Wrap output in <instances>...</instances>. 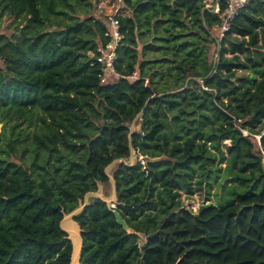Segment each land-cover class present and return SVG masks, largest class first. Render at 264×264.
I'll list each match as a JSON object with an SVG mask.
<instances>
[{
	"label": "trees",
	"instance_id": "obj_1",
	"mask_svg": "<svg viewBox=\"0 0 264 264\" xmlns=\"http://www.w3.org/2000/svg\"><path fill=\"white\" fill-rule=\"evenodd\" d=\"M120 1L131 15L118 17L116 70L138 78L102 86L88 54L107 37L91 3L0 0V19L18 25L0 35V114L10 122L40 110L45 167L51 155L65 159L48 181L0 156V264H69L62 211L97 183L111 197L104 169L115 159L130 164L129 127L148 100L131 136L134 166L109 172L114 208L90 198L74 219L80 264H264V138L259 149L240 131L264 127V0H250L220 36L223 2L215 14L203 0ZM190 78L202 80L157 97ZM145 156L163 160L142 164ZM214 184L230 194L219 206L192 212L180 200L198 193L209 202Z\"/></svg>",
	"mask_w": 264,
	"mask_h": 264
},
{
	"label": "rangeland",
	"instance_id": "obj_2",
	"mask_svg": "<svg viewBox=\"0 0 264 264\" xmlns=\"http://www.w3.org/2000/svg\"><path fill=\"white\" fill-rule=\"evenodd\" d=\"M93 5L92 14L97 17L103 23H107L109 19L115 15H131V13L123 8L122 3L119 0H87ZM83 6V4H82ZM78 14V13H77ZM80 19H83L82 15H78ZM76 17V15H75ZM264 19V17H263ZM15 27L18 25H11L10 21L2 18L0 19V35L10 37L15 33ZM216 35L221 34V29L214 28ZM220 33V34H219ZM141 47V45L139 46ZM210 59H214L215 55L212 53L209 55ZM146 58H149V52L146 53ZM42 112L36 109L31 115L21 118L19 120H9L4 118V114H0V156L7 159L10 162L17 163L19 165L31 166L32 170L36 173L42 174L48 181L51 180V173L55 174L52 167L57 165L59 170L63 168L65 159L57 161L54 155L48 158V166L45 167V152L43 147H40L35 141L36 137L44 138L46 132L45 126L40 121ZM138 129V127L136 128ZM226 141L223 144H228ZM218 158L216 157V160ZM226 164H221L222 170L225 169ZM218 167V166H217ZM216 163L213 164L212 174L213 177H218V180L224 179L225 171L217 172ZM38 180V177H35ZM196 178L192 179L195 182ZM229 183L227 186H230ZM240 190V188L238 187ZM230 194L227 190H221L217 184H214L209 192L210 201L205 200V195L200 197L198 193L194 194L190 199H186L184 194H181L180 200L183 201L186 209L196 212L201 205L213 204L219 206L225 202Z\"/></svg>",
	"mask_w": 264,
	"mask_h": 264
},
{
	"label": "built area",
	"instance_id": "obj_3",
	"mask_svg": "<svg viewBox=\"0 0 264 264\" xmlns=\"http://www.w3.org/2000/svg\"><path fill=\"white\" fill-rule=\"evenodd\" d=\"M120 1V0H119ZM250 0H203L202 4L207 10L215 14H220L222 2L225 5L223 22L221 24V34L227 32L230 22L239 14ZM121 2V1H120ZM122 15H115L109 19L105 24V36L107 42L103 43L101 40L97 42V46L93 52L88 55L90 59L99 68V82L102 86H113L121 79L136 80L138 72H134L131 76L125 77L116 70L117 51L121 47L123 35L119 31L118 17ZM243 136L250 137L252 143L261 149V140L264 138V127L258 134H250L247 130H241ZM226 142V141H225ZM229 142V141H228ZM142 164L141 157L139 158Z\"/></svg>",
	"mask_w": 264,
	"mask_h": 264
},
{
	"label": "water",
	"instance_id": "obj_4",
	"mask_svg": "<svg viewBox=\"0 0 264 264\" xmlns=\"http://www.w3.org/2000/svg\"><path fill=\"white\" fill-rule=\"evenodd\" d=\"M190 80H194L196 82H201L202 79L201 78H193V79L190 78L186 81L184 87L181 90H178L176 92H171V93L160 94L157 97H163V96H166L169 94L178 93V92L183 91L186 88L187 83ZM148 102H149V100L144 104V107L142 108V110L135 116V118L133 119V121L129 127L128 150L130 153V164L128 165L123 159H115L104 169V175L108 178L110 185H111V189H112L111 197L108 199L104 198L103 193H102V186L100 183H97V191L86 193L83 196L82 200L78 201V207L75 210H73L69 214H64L62 211L63 216H62L61 221L59 222V228H60L61 232L66 235L65 239L71 243V257H70L69 264H80L81 254H82V250H83V240L81 237L82 231L79 228L78 224L74 221V219L78 215L83 213V211L88 207L89 199L93 198V199L100 200L106 206H108L110 208H114V205L117 201V190H116L115 181L109 175V172L112 169V167L116 164H125L129 167L134 166L135 156H134V153L132 151L131 136L135 130V124L143 116L144 110H145ZM141 160L143 161L144 164L148 165V164L159 163L163 160V158L151 159V158L145 156V157H141ZM262 166L264 168V158L262 159ZM113 215L115 217L116 224L119 227H121L128 235L135 234V232L129 228V226L126 224V222L122 219V217L120 216V214L117 211H113Z\"/></svg>",
	"mask_w": 264,
	"mask_h": 264
}]
</instances>
